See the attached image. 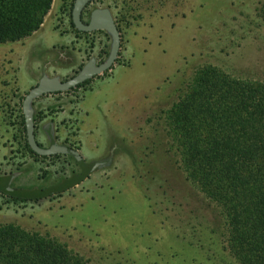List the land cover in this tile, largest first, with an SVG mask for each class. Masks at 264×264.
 Returning a JSON list of instances; mask_svg holds the SVG:
<instances>
[{
  "label": "rangeland",
  "instance_id": "rangeland-1",
  "mask_svg": "<svg viewBox=\"0 0 264 264\" xmlns=\"http://www.w3.org/2000/svg\"><path fill=\"white\" fill-rule=\"evenodd\" d=\"M73 1L50 0L29 36L0 42V226L52 236L91 264H205L222 252L225 218L187 172L171 117L201 93L206 67L264 83V0L89 2L83 21L107 8L118 28L113 64L36 96L29 111L39 146L64 144L99 165L64 191L15 198L9 190L45 189L81 171L71 155L31 152L22 114L42 79L66 81L111 51L108 31L73 25ZM37 4L0 0V21H25Z\"/></svg>",
  "mask_w": 264,
  "mask_h": 264
},
{
  "label": "trees",
  "instance_id": "trees-1",
  "mask_svg": "<svg viewBox=\"0 0 264 264\" xmlns=\"http://www.w3.org/2000/svg\"><path fill=\"white\" fill-rule=\"evenodd\" d=\"M37 1L27 20L0 21V42L20 40L38 28L50 0ZM203 73L201 93L187 97L184 111L171 117L170 133L180 137L187 172L225 218L222 252L206 255L204 262L264 264V83L236 80L209 67ZM89 262L52 236L0 226V264Z\"/></svg>",
  "mask_w": 264,
  "mask_h": 264
},
{
  "label": "water",
  "instance_id": "water-1",
  "mask_svg": "<svg viewBox=\"0 0 264 264\" xmlns=\"http://www.w3.org/2000/svg\"><path fill=\"white\" fill-rule=\"evenodd\" d=\"M91 1L92 0H74L71 9V21L77 29L82 31L105 29L111 34L112 47L107 59L97 65H95L93 62L88 63L80 74L66 81H59L56 78L42 79L41 82H39L27 92L22 102V114L25 124L26 140L31 150L40 155H52L56 153L71 155L78 161L81 171L75 177L56 186L32 191H15L6 189V191L9 190V194L27 198H35L45 197L56 192H61L81 182L92 169L99 165L97 162H86L77 149L64 144L53 143L48 148H42L39 146L35 140L33 123L29 111V104L36 96L45 93L62 91L77 86L86 79L107 70L113 64L120 44L118 28L110 11L107 8L94 9L91 12L90 19L87 22L83 21L82 11Z\"/></svg>",
  "mask_w": 264,
  "mask_h": 264
}]
</instances>
